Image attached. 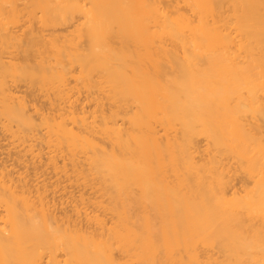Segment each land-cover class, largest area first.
I'll list each match as a JSON object with an SVG mask.
<instances>
[{"label":"bare ground","instance_id":"1","mask_svg":"<svg viewBox=\"0 0 264 264\" xmlns=\"http://www.w3.org/2000/svg\"><path fill=\"white\" fill-rule=\"evenodd\" d=\"M0 129V264H264V0H0Z\"/></svg>","mask_w":264,"mask_h":264},{"label":"rangeland","instance_id":"2","mask_svg":"<svg viewBox=\"0 0 264 264\" xmlns=\"http://www.w3.org/2000/svg\"><path fill=\"white\" fill-rule=\"evenodd\" d=\"M26 30V29H24ZM72 30V27L70 28H66L65 29V26H60V27H57L55 28V31L57 34H67L68 32H71ZM52 29H49V30H45V33H49L51 32ZM9 53H6L4 54L5 56V59L7 60L8 57H9V60L11 59L12 61L14 62H19L21 59H19L21 56V54H19V51H14V49H11V48H8ZM19 54V55H18ZM72 81V78H69V82ZM13 84V83H11ZM71 85H74L73 82H71ZM13 87L17 89V96H20V97H24L26 98L27 100L30 101V106L31 107H35L36 109H38V112L39 113H43L44 115H49V116H52V115H57V111L55 110V106H51L49 103L50 101H52V98L53 96L52 95H49V96H45L44 93H41L40 91H33L31 90L30 88L27 87V85H25V83L23 82H15L13 84ZM86 95V93H80V97L82 98L81 101H82V104L84 106H89V108H87L89 111H92L95 109V107L93 105H90L92 100H83L84 96ZM104 109H108L109 108V103H107L106 101H104ZM45 133V130L42 129V127H39L37 128L35 131L31 132L29 136H33V138H36V141L33 142V144H35L34 148H38V147H41L42 148V152L41 153H46V152H49L50 150H53V148H46L47 146V143L42 140V135ZM8 132L6 131H2L0 129V152L2 153L0 157H3V159L5 160H8V163L12 164V158H15V156H7L6 155V152L8 150L11 149V147L13 146H16L19 142H22L21 140L17 139L18 136H14V137H8ZM28 136V137H29ZM27 138V137H26ZM15 140V141H13ZM10 142H14L13 144H11L10 147L7 146V144H9ZM13 145V146H12ZM10 148V149H8ZM8 149V150H7ZM11 150L14 151V149L12 148ZM12 151V152H13ZM58 157H60V155H64V154H57ZM46 156V155H45ZM60 159V158H59ZM81 161V159H80ZM65 163L69 164V161L65 159ZM38 164V163H37ZM36 164V165H37ZM28 172L29 173H33L34 171L37 173V175H41V177L39 178V180H43V179H46V182H52L55 180V178H52L51 180L48 179L49 175L46 174L47 172H50V170L48 169L47 170V166H43L42 168L40 169H37V170H33L32 167L33 165H28ZM81 168H86L85 166H80ZM18 168V167H15V169ZM69 168V166H68ZM72 176V175H71ZM69 183V182H68ZM63 184H66L63 183ZM77 189H75L76 191ZM97 195V194H96ZM91 195L89 194H85L84 197L85 198H88L90 197ZM107 218H109V216H107Z\"/></svg>","mask_w":264,"mask_h":264}]
</instances>
